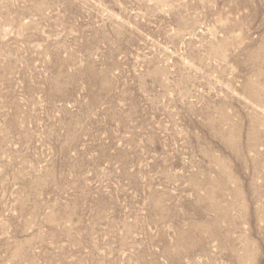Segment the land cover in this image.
I'll return each mask as SVG.
<instances>
[{
	"label": "rangeland",
	"instance_id": "rangeland-1",
	"mask_svg": "<svg viewBox=\"0 0 264 264\" xmlns=\"http://www.w3.org/2000/svg\"><path fill=\"white\" fill-rule=\"evenodd\" d=\"M0 264H264V0H0Z\"/></svg>",
	"mask_w": 264,
	"mask_h": 264
}]
</instances>
